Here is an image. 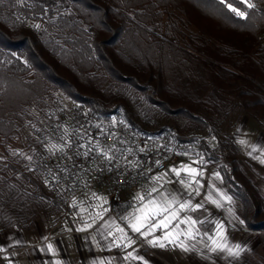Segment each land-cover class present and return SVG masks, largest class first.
<instances>
[{"label": "trees", "instance_id": "1", "mask_svg": "<svg viewBox=\"0 0 264 264\" xmlns=\"http://www.w3.org/2000/svg\"><path fill=\"white\" fill-rule=\"evenodd\" d=\"M57 91L70 113L118 112L140 130H173L178 147L199 141L206 160L222 161L246 227L264 230L263 195L234 140L213 129L223 110L264 125V0H0V137L13 139L20 122L41 140L61 137ZM43 172L41 148L0 161V233L65 207Z\"/></svg>", "mask_w": 264, "mask_h": 264}, {"label": "rangeland", "instance_id": "2", "mask_svg": "<svg viewBox=\"0 0 264 264\" xmlns=\"http://www.w3.org/2000/svg\"><path fill=\"white\" fill-rule=\"evenodd\" d=\"M56 95L61 100V112L68 118L72 111L71 99L61 91H57ZM229 96L234 98L233 94ZM127 101L130 100L127 99ZM251 111L260 115L259 111ZM231 113V111L229 113L223 110V115L219 118L221 123L213 124V129L217 135L234 140L238 147L234 157L238 159L244 172L264 197V125L251 113L242 112L238 118L233 117ZM147 126L153 127L151 124ZM164 131V134L170 135V138L175 141L173 130L166 128ZM216 134L208 130L204 132V136L212 144L216 142ZM58 138L63 139L62 136L56 138L51 135L41 140L27 123L20 122L13 139L4 141L0 137V161L12 152H19L28 158L36 148H41L43 153L51 151L57 145ZM6 148L10 151L9 154ZM179 151L181 161L174 167L180 171L179 176L175 172L170 177L163 173L158 176L159 179H153L138 190L140 186L124 191L123 201L117 205L111 204L105 190L92 188L88 193L73 195L72 192L54 188L59 192L62 201L68 197L71 198L70 202L64 203L65 207L62 210L55 211L48 217L43 215V217L35 218L28 228L5 230L0 233V264H71L69 260L64 262L63 258L49 254L48 249L54 244H45V248L34 240L38 234L36 228L51 230L49 240L55 243L58 233H62L65 227L75 229V226L89 225L93 228L99 222H106V219L110 220L111 230L123 229V233L117 236L121 240L118 251L116 252L115 247L107 245V248H103L102 255L95 256V262L93 256H90V261L84 260V262L79 259L77 262V258H74L73 264H264V230L248 229L244 224L240 205L227 192L217 170L218 163L222 161L206 160L199 141L184 142L179 145ZM182 166L196 169L200 174L191 176L182 170ZM40 179L41 184L47 189L44 172ZM153 188L157 191L152 192ZM135 190L137 191L133 194ZM126 192H130L127 197ZM137 194L143 195L145 199L137 200ZM173 198L175 199L173 209L178 212V217L172 221L168 229H155L145 238L129 227L133 216L139 215L137 210L149 199L162 202ZM186 202L193 207L196 205H202V207L195 211L181 210L180 204ZM122 206H125L126 211H121ZM188 217L195 220L196 224L180 222ZM87 218L94 220L89 221L90 219ZM160 218L156 217L152 223ZM218 224L223 226L222 234L217 227ZM62 228L64 229L61 230ZM71 228L67 230H73ZM147 230L148 228L142 229V231ZM189 231L192 232L191 236L187 234ZM116 232L119 233L118 230ZM166 232H171L173 236L177 233L179 235L173 242H169L168 239H164ZM27 234L30 241L25 242ZM114 234L116 235L115 231ZM122 236L125 238L121 239ZM129 240L132 241L130 245ZM151 240H159L164 247L154 246L149 243ZM218 244L226 245V247L221 250L217 247ZM228 249L238 255L230 254Z\"/></svg>", "mask_w": 264, "mask_h": 264}, {"label": "built area", "instance_id": "3", "mask_svg": "<svg viewBox=\"0 0 264 264\" xmlns=\"http://www.w3.org/2000/svg\"><path fill=\"white\" fill-rule=\"evenodd\" d=\"M63 140L43 153L50 187L74 194L105 190L111 204L124 191L140 186L152 173L177 162L180 151L169 137L140 130L115 112L108 117L90 111L61 116ZM50 129H56L52 124ZM71 198L64 200L65 204Z\"/></svg>", "mask_w": 264, "mask_h": 264}, {"label": "crops", "instance_id": "4", "mask_svg": "<svg viewBox=\"0 0 264 264\" xmlns=\"http://www.w3.org/2000/svg\"><path fill=\"white\" fill-rule=\"evenodd\" d=\"M179 159H180V156L176 163L168 165L163 170L152 171L148 179L144 181L140 185V187L137 188V190L140 189L142 186L149 184L151 181H153L155 177L161 176L163 173L167 175L168 177L173 175L174 171L172 170L175 169L174 167L181 161ZM137 190H135L133 194ZM129 193L130 192H126L125 196L126 197L129 196L130 195ZM129 199L130 198H128V200ZM128 203L129 202H127V204ZM121 208H122L121 211H126L125 206H122ZM119 214H120V210H119ZM87 219H90L89 221L94 220L92 218H87ZM109 223H110V220L106 219V222H99L93 228L90 227L89 225L82 226V227L75 226L76 227L75 229L71 227H65V230L61 231L62 233H58L57 237L55 238V243L49 240L51 236V230L48 231L47 229H41V228L38 229L37 227L36 230L38 234H36V237L34 240L44 245V247H45V244H49V245L50 243L52 245L54 244L50 249H48L50 252L49 254L56 255L58 257L63 258L64 262H68L69 260V263L73 264L74 258L75 259L77 258V262H78V259L81 260L82 262H84V260L90 261V258H89L90 256H93V261L95 262V259H96L95 256L97 254L102 255L101 253L102 252L104 253L103 248H105L107 245H109L112 248L115 247L116 252H117L119 248L118 246L121 244L120 238H117V236L120 235L121 232L117 228L114 230L116 233L115 235L114 231L110 229ZM69 228L73 230H67ZM63 229L64 228H62L61 230ZM116 230L119 231L118 234ZM28 235L29 234H27V237H25V242L30 241V239L28 238Z\"/></svg>", "mask_w": 264, "mask_h": 264}, {"label": "snow or ice", "instance_id": "5", "mask_svg": "<svg viewBox=\"0 0 264 264\" xmlns=\"http://www.w3.org/2000/svg\"><path fill=\"white\" fill-rule=\"evenodd\" d=\"M244 2H247V0H244ZM253 5L249 4L248 7H252ZM228 7L236 13L239 16H244L243 12H240L236 8H232L231 5L229 4ZM38 27V26H37ZM241 143H244L241 141ZM182 170L188 172L189 175L195 176L200 173H197L196 169L189 168L187 166H182ZM176 173L177 176L180 175V171L173 169ZM154 179H159V177H155ZM152 192L157 191V189L153 188L151 189ZM137 200L143 201L145 197L143 195L137 194L136 197ZM175 203V199L173 198L172 200H167L165 199L164 201L160 202L155 199H149L146 204H144L140 209L137 211L139 212V215L133 216L132 220L129 222V227L132 229L133 232L140 233V235L144 236L147 238L148 235L151 234V232L155 229H168L169 225L172 223V221L176 220L178 217V212L173 209V204ZM213 203H217L216 201H213ZM202 207V205H196L193 207L190 203L186 202L183 204H180V209L185 210V209H190L192 211H195L197 208ZM156 217H161L159 220H156L155 223H152L153 220L156 219ZM181 223H186L189 225H195L196 221L192 220L191 217H188L182 221ZM218 229L221 230L222 234V225H217ZM148 228L147 231H142V229ZM121 233H123V229H119ZM189 236L192 235V232L189 231L187 233ZM179 235V233L176 234V236H173L171 232H166L164 239H168L169 242H173L176 237ZM125 236H122L121 239H124ZM132 243L131 240H129V245ZM149 243L155 245H159L160 247H164V244L161 243L159 240H151ZM215 243V241H213ZM128 246V245H126ZM218 248L223 250L226 245H217ZM238 247V246H237ZM229 253L232 255H238V253L232 252L231 249H228ZM131 255V254H130Z\"/></svg>", "mask_w": 264, "mask_h": 264}]
</instances>
